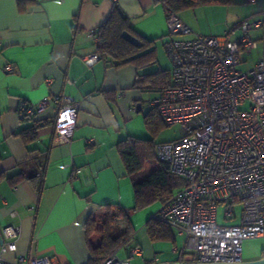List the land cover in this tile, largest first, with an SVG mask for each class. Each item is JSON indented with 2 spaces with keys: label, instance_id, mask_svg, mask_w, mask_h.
Instances as JSON below:
<instances>
[{
  "label": "crops",
  "instance_id": "0c3cea01",
  "mask_svg": "<svg viewBox=\"0 0 264 264\" xmlns=\"http://www.w3.org/2000/svg\"><path fill=\"white\" fill-rule=\"evenodd\" d=\"M241 2L245 9L238 7L239 19L231 26L232 8ZM114 6L130 18L137 33L155 39L156 66L157 44L162 41L165 51L164 42L170 38L161 0H0V245L8 240L1 228L19 226L14 251L4 254L19 264L42 256L53 264H86L88 216L104 213L106 204L134 205L132 182L116 143L127 136L150 137L145 115L150 99L160 91L134 83L137 75L161 67H116L102 58L85 64L84 57L98 55L97 38L89 32L96 33ZM260 8L259 3L233 0L229 5L188 8L179 16L194 33L221 35L233 32L244 17H258ZM218 15L225 26L214 22ZM7 62L15 65L14 73L5 71ZM161 69L169 70L172 79L171 67ZM49 93L68 94L80 103L73 137L68 143L53 141L55 106L50 105L35 119L33 135L25 141L19 132L33 121L21 119L20 105ZM14 177L20 179L12 183ZM155 208L154 204L131 212L134 232L115 251L117 256L129 264L190 262L193 250L175 228H170L171 237L150 238L146 222ZM240 219L236 212L233 218H225L223 212L219 220L216 216L221 225L238 224ZM90 241L98 245L100 236ZM263 251L264 239H247L242 261L259 259Z\"/></svg>",
  "mask_w": 264,
  "mask_h": 264
},
{
  "label": "built area",
  "instance_id": "2783aa9c",
  "mask_svg": "<svg viewBox=\"0 0 264 264\" xmlns=\"http://www.w3.org/2000/svg\"><path fill=\"white\" fill-rule=\"evenodd\" d=\"M247 1L261 4L260 15L241 19L237 25L241 34L236 38L231 31L194 33L178 13L167 10L170 38L164 49L171 61L172 82L149 103L165 124L183 127L181 137L155 143V151L158 161L167 163L185 184L153 217L184 236L185 245L193 250L190 262H239L245 240L264 239V0ZM253 31L258 34L253 36ZM191 33L193 37L181 38ZM89 36L95 38L96 33L90 31ZM253 50L259 56L251 70L237 69L241 55ZM98 58L94 54L84 57V62L91 65ZM4 69L14 73L16 67L7 62ZM50 105L55 106L53 141L68 143L80 108L72 96L49 93L35 103H22L19 111L36 119ZM238 201L240 222L218 224L219 204H224L223 216L233 218ZM1 230L8 240L0 245V264H19L4 254L14 251L20 227L5 225ZM29 264L53 263L42 256L30 258ZM102 264L129 263L114 252Z\"/></svg>",
  "mask_w": 264,
  "mask_h": 264
},
{
  "label": "trees",
  "instance_id": "16d2710c",
  "mask_svg": "<svg viewBox=\"0 0 264 264\" xmlns=\"http://www.w3.org/2000/svg\"><path fill=\"white\" fill-rule=\"evenodd\" d=\"M166 10L176 13L188 8L208 5H229L233 0H161ZM21 7V4H20ZM239 23V22H238ZM128 31L138 39L137 44L130 43L121 36L122 31ZM98 57L107 60L111 65L119 67L133 64L137 69L148 67L157 62L155 51V39H147L137 33L131 20L118 7L114 6L105 21L96 29ZM134 85L147 87L154 91H161L172 82L167 69L137 75ZM109 97L110 95L107 94ZM163 119L156 107L145 115V123L149 130L152 128V120ZM23 121L32 120L33 125L21 130L19 133L27 141L33 135L38 120L21 115ZM151 131V130H150ZM116 148L121 157L126 173L129 176L134 193V205L132 208L113 205H104L106 212L100 215H89L84 222V233L89 251L86 264H102L122 243L129 239L134 232L130 220L132 211L148 207L156 202L164 203L172 195L173 191L184 185L185 180L169 170V165L158 161L155 151V143L145 138L127 136L116 143ZM156 159L158 166L149 172H145L149 159ZM20 177L11 178L12 183ZM171 226L158 217H150L146 222L147 232L152 240L168 238ZM100 236L98 245H93L90 238ZM264 252V251H263Z\"/></svg>",
  "mask_w": 264,
  "mask_h": 264
},
{
  "label": "rangeland",
  "instance_id": "374dc122",
  "mask_svg": "<svg viewBox=\"0 0 264 264\" xmlns=\"http://www.w3.org/2000/svg\"><path fill=\"white\" fill-rule=\"evenodd\" d=\"M242 7L243 9H245L244 7V2L242 3H237L235 4V6L232 8V14L230 15V18L232 20L231 22V26L235 25V23L237 22V20L239 19L238 13H239V8L238 7ZM244 6V7H243ZM243 19V18H242ZM209 20H211L209 18ZM214 22L218 23V26H225L224 25V18L220 15H218V17H216L214 19ZM227 26V25H226ZM241 34V30L238 28V26L235 27L234 31L231 32V35L233 37H238ZM253 36H255V33L252 32ZM162 41L158 42L157 44V57H158V64L156 66L152 65L149 68H147V71H151L154 70L158 67L161 68H169L171 67V61L170 58L167 56V54L165 53V51H163L162 49ZM259 54L257 52V50H253V52L249 55H241V63L238 65L237 69L242 70V71H249L251 70V68L253 67V65L255 64V61L257 60ZM150 137L149 139L152 140L154 143L157 142H165V141H171L174 139H177L179 137H181L183 135V127L180 123H174L171 125H167L164 122H162L160 119H155L152 120V128L150 129ZM146 168H145V172L151 171L155 166H158V162L156 159H149L146 163ZM155 204V211L157 212L160 207H161V202H156ZM152 204V205H154ZM150 205V206H152ZM116 208H113L112 210L115 211ZM241 209H242V204L241 202H236L235 203V212L237 214L241 213ZM224 210V204H219L218 209H217V215H218V220L220 219V214L221 212H223ZM106 212V211H105Z\"/></svg>",
  "mask_w": 264,
  "mask_h": 264
},
{
  "label": "water",
  "instance_id": "95a60500",
  "mask_svg": "<svg viewBox=\"0 0 264 264\" xmlns=\"http://www.w3.org/2000/svg\"><path fill=\"white\" fill-rule=\"evenodd\" d=\"M121 36L128 40L130 43L137 44L138 39L135 36H132L128 31H122ZM138 106V105H137ZM157 264H264V256L251 261H239V262H217V263H196V262H161Z\"/></svg>",
  "mask_w": 264,
  "mask_h": 264
}]
</instances>
